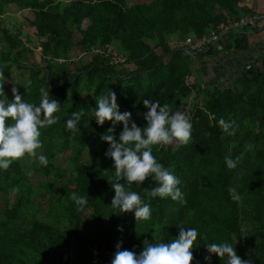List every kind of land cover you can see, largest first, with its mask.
Masks as SVG:
<instances>
[{
	"label": "trees",
	"instance_id": "obj_1",
	"mask_svg": "<svg viewBox=\"0 0 264 264\" xmlns=\"http://www.w3.org/2000/svg\"><path fill=\"white\" fill-rule=\"evenodd\" d=\"M242 1L0 0V89L9 101L16 88L23 99L39 103L43 87L61 103L53 114L59 119L40 130L37 152L48 157V165L25 154L0 169V264H110L117 243L139 252L145 238L178 236L180 221L209 241L228 240L253 264H264V50L230 87L222 81L204 86L199 76L190 79L193 64L215 48L191 56L171 45L215 29L225 30L221 49L249 50L258 24L226 29L256 13ZM11 4L30 9L25 22L35 28L38 57L25 46L20 26L17 32L7 27L3 13ZM76 52L89 58L75 59ZM115 54L126 56L125 63L112 64ZM13 66L22 77L12 82ZM108 87L117 93L120 110L130 111L139 126L146 124L144 99L189 114L188 143L153 145L157 159L180 178L185 203L147 197L144 188L155 186L149 177L130 185L150 201L149 219L111 206L115 170L104 155L108 142L100 137L113 127L118 138L123 122L99 125L91 116L94 97ZM80 108L85 115L73 134L65 120ZM220 117L231 123L228 131L218 124ZM85 146L94 148L87 160L81 158ZM67 152L63 166L58 159ZM226 156L239 158L236 168L227 167ZM230 185L237 187L238 201L231 198ZM74 191L88 195L84 207L71 199ZM205 243L193 249V264H207ZM211 264L223 261L212 254Z\"/></svg>",
	"mask_w": 264,
	"mask_h": 264
},
{
	"label": "clouds",
	"instance_id": "obj_2",
	"mask_svg": "<svg viewBox=\"0 0 264 264\" xmlns=\"http://www.w3.org/2000/svg\"><path fill=\"white\" fill-rule=\"evenodd\" d=\"M40 96L39 103L30 102L23 99L18 89L13 88V99L9 101L4 89H0V169H7L13 160L25 154L38 159L45 166L48 165V157L37 152L42 144L40 130L59 119L53 114L58 111L61 103L50 95L49 89L42 87ZM94 99L95 107H92L91 116L97 124L103 125L106 120L111 121L113 126L123 122L118 138L113 127H109L100 137L108 142L104 155L112 159L115 170V181L110 183L114 189L111 206L118 208L121 213L134 212L137 220L149 219L152 215L150 201L146 202L139 192L130 190L133 182L142 183L149 177L155 182V186L144 188L147 197H170L185 203L184 193L179 187L180 178L157 159L153 154V145H167L174 140H179L182 144L188 143L192 135L189 114L183 111L173 112L169 104H161L158 99H144L147 111L143 115L146 124L139 126L130 111L120 110L117 93L113 89L108 87L106 92H101ZM84 115V108L72 111L65 120L66 128L75 134L80 130L78 126ZM218 124L224 131L231 127V123L224 117L219 118ZM247 147L251 148V145ZM238 159L226 156L227 167L236 168ZM228 191L233 200L240 199L236 186L230 185ZM70 195L79 208L88 203V195L75 191ZM177 225L178 236L168 241L154 242L145 238L144 246L139 252L122 247V242L117 243L110 264H193V249L200 241L206 242L208 254L204 260L207 264H211L212 254L218 255L223 264H253L251 259L239 256L236 246L228 240L209 241L197 227H185L183 221Z\"/></svg>",
	"mask_w": 264,
	"mask_h": 264
},
{
	"label": "crops",
	"instance_id": "obj_3",
	"mask_svg": "<svg viewBox=\"0 0 264 264\" xmlns=\"http://www.w3.org/2000/svg\"><path fill=\"white\" fill-rule=\"evenodd\" d=\"M241 5L253 8L255 12L256 10L264 11V0H243ZM250 37L254 45L246 51H236L233 48L221 49V45L218 44L214 49L216 53L206 54L195 61L190 79L199 76L204 86H208L214 75L217 78L216 83L222 81L225 87H230L233 83L231 79L241 74L244 67L258 57L261 50H264V21L258 25V29L253 31Z\"/></svg>",
	"mask_w": 264,
	"mask_h": 264
},
{
	"label": "rangeland",
	"instance_id": "obj_4",
	"mask_svg": "<svg viewBox=\"0 0 264 264\" xmlns=\"http://www.w3.org/2000/svg\"><path fill=\"white\" fill-rule=\"evenodd\" d=\"M134 2H136V0H127L128 4H132ZM7 12H9V13H3V15L5 14L4 17H5V23H6L7 27H9L12 30V32H17L18 30H17L16 26L17 27L20 26V28H22V30L24 32L21 35H22V39L25 43V46L30 47V48H34L36 56L38 57L39 52L41 51V46H40L39 40L37 39V36L35 34V28L30 26L29 24H26V22H25V17L32 15L30 9H24V10L21 9L20 10V8L17 5L11 4L10 6H8ZM86 23H87V20H85L83 22L82 26L85 27ZM26 33L28 34V37L26 36ZM76 36H78L77 32H76ZM178 44L179 43H176V42L171 43L172 46H175V45L177 46ZM180 45H181V43H180ZM77 53H79V52H76V54ZM81 56L85 59L89 58L88 56L79 53L78 55H76L75 59H78ZM84 61H86V60H84ZM13 72H14V78H13V80H11L12 82L17 80V78L22 77V72H18V70L16 69L15 66H13ZM212 77H213V80L210 83L214 84V83H216L217 78L214 75ZM192 101H193V96H191L188 99L189 104ZM93 152H94V148L89 147V146H85L84 148H82L81 158L85 159V160L90 159L93 155ZM68 155H69L68 152L65 155H61V157L58 159V162H60L63 166H67L68 165V159H67Z\"/></svg>",
	"mask_w": 264,
	"mask_h": 264
},
{
	"label": "built area",
	"instance_id": "obj_5",
	"mask_svg": "<svg viewBox=\"0 0 264 264\" xmlns=\"http://www.w3.org/2000/svg\"><path fill=\"white\" fill-rule=\"evenodd\" d=\"M264 21V11H257L253 15H245L237 20H234L226 29L240 30L245 27H253L255 24L259 25ZM225 31V30H224ZM224 31H217L215 29L210 30L208 33L203 34L197 38L188 37L184 42L181 43L183 51L185 54L194 56L200 52H206L210 48H215L224 33ZM95 52H99V49H92ZM126 61V56L123 54H115L111 59V63L115 65L124 64Z\"/></svg>",
	"mask_w": 264,
	"mask_h": 264
}]
</instances>
